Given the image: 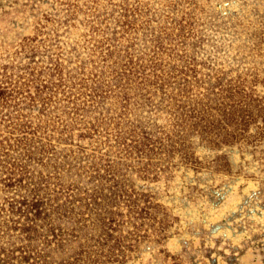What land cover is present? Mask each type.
Returning a JSON list of instances; mask_svg holds the SVG:
<instances>
[{"label": "rangeland", "instance_id": "rangeland-1", "mask_svg": "<svg viewBox=\"0 0 264 264\" xmlns=\"http://www.w3.org/2000/svg\"><path fill=\"white\" fill-rule=\"evenodd\" d=\"M135 7L150 24L141 27L138 19L133 33L122 14ZM182 24L191 35L176 44ZM166 32L162 58L193 75L191 94L204 99L206 87L238 86L252 103L247 121L237 129L223 123L232 131L223 140L189 130L183 150L176 144L149 155L148 174L133 166L140 157L121 158L130 200L105 206L115 221L102 226L101 236L100 227L87 226L62 248L51 243L43 264H264V0H0V73L5 67L18 78L28 62L56 60L73 73L80 63L95 72L90 60L98 64L104 54L97 46L134 42V58L151 53L150 39ZM184 48L188 56L177 60ZM167 114L151 113L159 124ZM103 141L74 143L96 161L101 154L118 161L120 147Z\"/></svg>", "mask_w": 264, "mask_h": 264}, {"label": "trees", "instance_id": "trees-1", "mask_svg": "<svg viewBox=\"0 0 264 264\" xmlns=\"http://www.w3.org/2000/svg\"><path fill=\"white\" fill-rule=\"evenodd\" d=\"M144 14L139 7L130 13L125 9L122 26L133 30L141 18V27L147 29L150 19H144ZM185 26L174 34L180 39L176 44L191 35ZM166 34L170 33L153 36L151 53L143 51L134 58V42L130 43L132 50L114 43L97 46L104 54L98 64L90 60L95 72L87 71L81 63L73 73L57 60L28 62L22 69L25 74L16 76H29L20 81L3 68L0 264H43L51 243L62 248L67 236L78 237L87 226L95 232L100 227L101 236L102 226L115 221L114 212L105 206L119 199L130 200L121 158L140 157L133 166L140 165L137 170L148 174L152 165L149 155L173 151L176 144L177 150H183L189 130L209 141L214 137L223 140L232 135L223 123L237 129L247 121L244 112L252 103L238 86L226 88L218 82L217 91L206 87L204 99L191 94L193 75L187 78L180 63L162 58ZM169 50L172 53L173 48ZM187 56L185 49L175 57L181 60ZM163 111L169 118L159 124L151 113L158 116ZM221 130H225L223 135ZM100 137L105 138L103 142L112 139L110 147H120L123 155L118 161L102 154L96 161L86 146L74 143L84 139L98 143ZM60 144L65 147L59 148ZM92 238L94 244L99 243Z\"/></svg>", "mask_w": 264, "mask_h": 264}]
</instances>
